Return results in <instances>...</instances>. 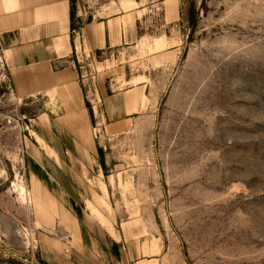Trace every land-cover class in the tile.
Listing matches in <instances>:
<instances>
[{"label": "rangeland", "instance_id": "rangeland-1", "mask_svg": "<svg viewBox=\"0 0 264 264\" xmlns=\"http://www.w3.org/2000/svg\"><path fill=\"white\" fill-rule=\"evenodd\" d=\"M71 4L75 32L125 11L138 18L133 44L79 64L92 113L98 85L146 88L131 128L94 140L100 223L149 264H264V0ZM161 50L165 63L151 56ZM48 102L19 99L0 55V264H44L24 162Z\"/></svg>", "mask_w": 264, "mask_h": 264}, {"label": "crops", "instance_id": "crops-1", "mask_svg": "<svg viewBox=\"0 0 264 264\" xmlns=\"http://www.w3.org/2000/svg\"><path fill=\"white\" fill-rule=\"evenodd\" d=\"M71 10L70 0H0V55L13 92L22 100L49 101L35 119L24 162L40 223L37 254L44 264H149L157 259L125 246L100 223L97 214L108 221L102 199L107 189L90 180L97 133H126L146 88L128 80L126 88L104 94L98 85L100 106L92 113L77 64L86 53L133 44L138 18L125 11L75 32ZM164 51L151 56L162 61L169 56L158 55Z\"/></svg>", "mask_w": 264, "mask_h": 264}, {"label": "bare ground", "instance_id": "bare-ground-1", "mask_svg": "<svg viewBox=\"0 0 264 264\" xmlns=\"http://www.w3.org/2000/svg\"><path fill=\"white\" fill-rule=\"evenodd\" d=\"M156 46H157V48H159L160 44H157ZM154 48H156V47H154ZM20 196L26 201L27 191L23 187H20Z\"/></svg>", "mask_w": 264, "mask_h": 264}, {"label": "trees", "instance_id": "trees-1", "mask_svg": "<svg viewBox=\"0 0 264 264\" xmlns=\"http://www.w3.org/2000/svg\"><path fill=\"white\" fill-rule=\"evenodd\" d=\"M71 1V0H70ZM70 17H71V21H73L74 19V13H73V9L71 10V14H70ZM99 151V150H98ZM100 152V151H99ZM100 165L102 166V164L100 163Z\"/></svg>", "mask_w": 264, "mask_h": 264}, {"label": "built area", "instance_id": "built-area-1", "mask_svg": "<svg viewBox=\"0 0 264 264\" xmlns=\"http://www.w3.org/2000/svg\"><path fill=\"white\" fill-rule=\"evenodd\" d=\"M77 64H78V65L80 64V62H79L78 60H77ZM79 69L81 70L82 68L79 66ZM82 79H83V76L80 75V80L82 81ZM82 84H84L83 81H82Z\"/></svg>", "mask_w": 264, "mask_h": 264}]
</instances>
